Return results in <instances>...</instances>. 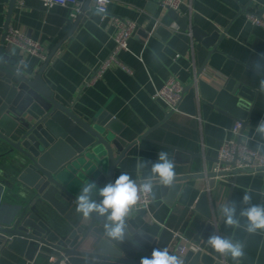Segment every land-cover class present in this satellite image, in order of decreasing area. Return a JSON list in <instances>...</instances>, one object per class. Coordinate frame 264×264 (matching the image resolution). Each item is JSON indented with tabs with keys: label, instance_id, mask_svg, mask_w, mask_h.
I'll list each match as a JSON object with an SVG mask.
<instances>
[{
	"label": "crops",
	"instance_id": "obj_1",
	"mask_svg": "<svg viewBox=\"0 0 264 264\" xmlns=\"http://www.w3.org/2000/svg\"><path fill=\"white\" fill-rule=\"evenodd\" d=\"M11 1L0 0V44L9 24V29L24 33L45 47L49 56L53 55L43 78L55 99L90 123L94 118L110 123L118 132V143L127 150L116 168L115 180L127 173L134 181L144 182L152 164L158 161L159 151L173 159L176 177H189L176 194L170 189L164 194L162 184L154 181L149 211L130 212V224L154 234L169 229L177 249L186 253L191 250L190 243L201 242L207 220L196 211V205L207 191L217 235L243 246L239 260L222 255V264H264V230L248 232L246 219L240 215L250 206L243 203L246 192L252 197L251 204L264 206V176L242 173L218 179L213 189H209V180L201 177L213 172L219 146L225 139H241L264 154L258 147L264 145V137L256 132L257 124L264 120V92L260 91L261 77L252 69L257 58L264 55V27L249 20L251 13L264 19V4L257 0H183L178 13L187 20L188 29L184 30L160 0H111L104 16L94 9L92 0H83L76 15L68 7L55 6L47 11L40 0H24L23 5L16 2L9 19ZM115 18L136 25L128 41L129 51H121L119 62L110 63L100 78L88 84L93 72L116 47ZM161 26L163 32L155 34ZM196 28L208 37L218 34L213 46L193 37ZM9 46L10 53L21 59L20 68L28 76L40 72L43 63L39 58ZM200 71V78L216 88L231 84L233 88L243 85L253 91L254 100L241 135L231 132L240 120L201 99L195 116L185 112L170 115L164 103L152 99L170 77L188 85ZM32 110L41 113L38 107ZM3 145L0 140V155ZM141 160L146 166L138 169ZM7 177L0 166L3 225L16 219L22 201L13 179ZM233 203L240 220L238 228L227 226L221 211ZM62 219L55 211L48 218L52 225ZM48 251L42 247L31 261L30 250L21 255L0 241V264H47L51 261L45 255Z\"/></svg>",
	"mask_w": 264,
	"mask_h": 264
},
{
	"label": "water",
	"instance_id": "obj_2",
	"mask_svg": "<svg viewBox=\"0 0 264 264\" xmlns=\"http://www.w3.org/2000/svg\"><path fill=\"white\" fill-rule=\"evenodd\" d=\"M257 1L264 4V0ZM16 2L11 1L9 19ZM168 14L177 26L188 29L185 17L174 10H168ZM8 26L0 44V140L4 144L0 166L6 178L13 179L22 201L16 219L8 225L0 224V241L21 255L30 250L31 261L45 247L49 250L45 255L51 260L47 264H140L141 258H151L155 249H167L179 257L181 264H222V255L207 244L217 234L207 191L196 205V211L207 220L201 242L196 243V251L186 253L177 249L174 233L169 229L159 234L136 229L127 217L124 242L112 241L104 234L106 218L96 213L85 218L76 211L82 186L93 182L99 189L114 183L116 168L127 150L118 143V132L110 123L96 118L90 123L55 99L43 78L53 55L35 76H28L20 68L21 59L6 46ZM163 28L159 27L155 34L163 32ZM192 34L207 46H213L218 36L208 37L199 28ZM201 73L184 85L178 111L195 116L201 99L202 103L225 110L245 127L253 91L243 85L233 88L231 84L216 88L201 79ZM34 107L41 113L32 110ZM242 173L252 171H236L233 176ZM259 173L264 176V171ZM201 177L207 178L209 189H213L216 174ZM188 178L176 177L173 185H162V192L170 189L176 194ZM54 211L63 219L52 225L48 218H52Z\"/></svg>",
	"mask_w": 264,
	"mask_h": 264
},
{
	"label": "clouds",
	"instance_id": "obj_3",
	"mask_svg": "<svg viewBox=\"0 0 264 264\" xmlns=\"http://www.w3.org/2000/svg\"><path fill=\"white\" fill-rule=\"evenodd\" d=\"M98 11L102 9H97ZM264 55L257 58L252 65L253 71L261 77L260 91L264 92ZM256 132L264 137V120H261L256 126ZM264 150V145L258 146ZM146 163L141 160L137 163V168L145 167ZM176 177L175 163L170 159L165 151H159L158 161L152 164L150 175L145 178L144 183L138 184L129 174L121 173L114 183H109L102 188L97 189L93 182H87L82 186L77 196L76 211L83 217H91L96 213L101 218H106L107 223H103L105 236L112 241L124 242L128 226L126 219L131 209L137 204L140 193H149L152 191L153 182L158 181L165 186L173 185ZM102 199L97 202V199ZM251 195L245 193L243 203L250 205L241 211V217L246 219V230L255 233L258 230H264V206L251 204ZM224 215V221L227 226L238 228L240 220L236 218V205H226L221 209ZM207 244L216 253L221 255H230L233 260H239L243 256V246L239 242H233L231 239H225L220 235H212ZM140 264H181L177 255H172L167 249H155L151 258L142 257Z\"/></svg>",
	"mask_w": 264,
	"mask_h": 264
},
{
	"label": "built area",
	"instance_id": "obj_4",
	"mask_svg": "<svg viewBox=\"0 0 264 264\" xmlns=\"http://www.w3.org/2000/svg\"><path fill=\"white\" fill-rule=\"evenodd\" d=\"M43 3L45 10L49 11L55 6H62L71 8L74 13L78 14L81 11L83 0H40ZM94 4V9L101 15H107L109 5L111 0H92ZM20 5L24 4V0H17ZM160 5L168 10H174L179 12L183 4V0H160ZM102 9L98 11L97 9ZM249 20L256 26L264 27V19L257 17L253 14L249 15ZM114 24L118 30L116 36V47L109 58L103 63V65L94 71L91 75L88 84L94 83L98 78H100L106 67L112 62L118 61V54L121 51H129L128 41L136 28V25L131 22L121 18H115ZM5 42L8 45L17 47L26 53L37 57L42 63L48 60V52L39 43L32 40L30 37L21 33L19 31L9 29ZM184 85L177 77H170L167 82L155 91L152 99L156 102H162L167 108V112H179L178 108L182 102V93ZM243 129L242 122H236L233 126L231 132L238 136L241 135V130ZM250 170L252 173H259L264 171V154L257 150L252 149L247 143L239 142L234 139H225L221 142L218 149L217 162L214 167L213 173L216 174L215 179H228L233 176L236 171ZM142 184L144 182H137ZM152 191L149 193H140L139 200L137 204L131 209L130 212L145 209L149 211V206L152 202ZM182 238L181 236H178ZM191 250L196 251L197 245L190 243Z\"/></svg>",
	"mask_w": 264,
	"mask_h": 264
}]
</instances>
